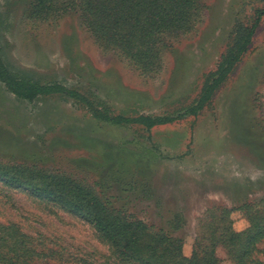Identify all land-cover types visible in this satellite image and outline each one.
I'll return each instance as SVG.
<instances>
[{"label":"rangeland","instance_id":"obj_1","mask_svg":"<svg viewBox=\"0 0 264 264\" xmlns=\"http://www.w3.org/2000/svg\"><path fill=\"white\" fill-rule=\"evenodd\" d=\"M104 1L132 14L131 0ZM199 8L187 27L153 37L144 66L142 30L102 29L84 0H51L48 9L0 0V57L12 75L60 84L111 117L182 116L151 131L117 126L64 94L26 102L0 83V163L35 168L45 174L40 186L67 179L134 215L177 244L164 264H240L245 233L264 224V16L211 102L186 113L264 0H200ZM254 245L249 263L264 264V237ZM0 264L146 263L122 256L89 221L0 182Z\"/></svg>","mask_w":264,"mask_h":264},{"label":"trees","instance_id":"obj_2","mask_svg":"<svg viewBox=\"0 0 264 264\" xmlns=\"http://www.w3.org/2000/svg\"><path fill=\"white\" fill-rule=\"evenodd\" d=\"M40 1L47 9L51 6V0ZM199 1L131 0L132 14L124 11L126 4L123 2L111 6L104 0H84V4L88 8L86 11L94 10L96 15L97 12L101 15V18L96 17L97 19L106 21L102 29H107V26L112 28L122 27L132 32V26H135L142 30L143 33L139 35V37L142 36L141 50L136 57L138 63L144 62L145 66L151 65L153 61V47L151 46L154 42L153 37L167 28L187 27L191 18L200 11ZM135 9L140 10L136 18L133 17ZM263 16L264 9L258 10L254 24L250 28L244 26L238 28L233 40L228 45L227 51L222 55L218 70L211 76L213 80H206L200 98L186 114L195 115L211 102L216 91L228 80L248 52L252 38ZM103 34L110 41H115L114 34L107 32ZM132 38H135V36L132 35ZM126 50L129 51V56L132 57L130 45ZM0 83L16 98L26 102H32L39 96L64 94V96L81 101L99 120L117 126L137 125L143 127L146 131H151L157 126L168 125L182 118V116L176 118L169 116L111 117L108 112L93 106L83 95L60 84L41 85L12 75L1 57ZM43 175L45 174H41L40 171L37 172L35 168L29 166L0 163V182L2 184L11 189L25 188L32 190V194L37 198L51 202L89 221L104 238L117 248L122 256L128 257V259L137 258L146 264H164L176 257L174 255L177 252V244L164 236H155L149 233L147 226L134 215L112 210L91 189L77 185L67 179L56 181L53 178H45V185L40 186L37 184L38 177ZM259 225L261 224L254 225L250 231L245 233L246 237H244V243L240 248L238 258L240 264H250L248 257L252 254L255 241L264 237V224Z\"/></svg>","mask_w":264,"mask_h":264}]
</instances>
